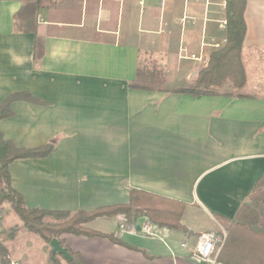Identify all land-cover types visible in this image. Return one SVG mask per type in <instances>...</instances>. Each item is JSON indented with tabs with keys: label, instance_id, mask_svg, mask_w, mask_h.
<instances>
[{
	"label": "crops",
	"instance_id": "obj_1",
	"mask_svg": "<svg viewBox=\"0 0 264 264\" xmlns=\"http://www.w3.org/2000/svg\"><path fill=\"white\" fill-rule=\"evenodd\" d=\"M26 1L0 0V103L29 96L10 103L0 132L18 148L53 149L9 165L25 206L93 211L127 204L130 189L183 202L186 230L159 228L150 238L120 233L121 216L100 217L84 226L122 244L61 239L84 264H205L195 254L199 235L219 232L217 218L233 220L264 175V97H193L129 83L152 62L168 90L188 84L199 56L225 43V0H57L39 9L36 34L14 28ZM244 20L243 57L264 67V0H246ZM178 61L183 69L171 71ZM18 253L9 248L7 257L19 264Z\"/></svg>",
	"mask_w": 264,
	"mask_h": 264
},
{
	"label": "trees",
	"instance_id": "obj_2",
	"mask_svg": "<svg viewBox=\"0 0 264 264\" xmlns=\"http://www.w3.org/2000/svg\"><path fill=\"white\" fill-rule=\"evenodd\" d=\"M57 0L26 1L14 16V28L18 32L36 34V16L41 8H52ZM226 40L223 46L212 52L207 65L199 72L197 79L185 87L171 90L193 97L204 95H223L232 98H253L243 92L245 72L242 63V46L246 33L244 10L246 0H225ZM43 41L39 37L34 42V63L38 64L43 55ZM224 79L232 81L233 90L219 94L214 89ZM166 73L155 63L138 66L136 78L129 83L131 89L149 92H166ZM237 88V89H236ZM29 97L27 93L14 94L0 103V119L10 114V103ZM53 144L34 149L18 148L11 140L5 139L0 132V217L2 207L8 204L23 223L24 228L35 233L45 243L57 238L66 248L72 260L68 264H84L77 252L67 248L61 236L87 235L109 239L122 244L114 234H105L86 228L84 225L100 217L121 216L124 222L137 223L146 219L158 228L186 230L180 223L185 203L164 198L141 190L130 189L127 204H117L97 208L93 211H50L27 208L22 195L14 188L9 173V165L18 159L42 158L50 154ZM226 232L225 241L219 252V260L224 264H264V175L261 176L251 193L244 201L233 220L217 218ZM12 231L8 232L10 236ZM50 264H60L50 250ZM0 264H10L7 248L0 245Z\"/></svg>",
	"mask_w": 264,
	"mask_h": 264
},
{
	"label": "rangeland",
	"instance_id": "obj_3",
	"mask_svg": "<svg viewBox=\"0 0 264 264\" xmlns=\"http://www.w3.org/2000/svg\"><path fill=\"white\" fill-rule=\"evenodd\" d=\"M221 48V47H220ZM207 54H202L201 58L199 56L198 68L196 69L195 75L194 73L189 76V83L192 84L197 79L199 72L207 65L208 59ZM242 63L245 72V84L243 87V92L247 94H251L253 96H261L264 97V67L254 66V63H258L253 60H246L243 57L242 53ZM153 64L152 62L149 64ZM156 65V64H155ZM184 65V64H183ZM148 66V65H145ZM203 66V67H202ZM156 67L160 68L156 65ZM181 66V62H175L171 66V71L175 69H179ZM162 69V68H160ZM163 70V69H162ZM172 76L168 78V83H172ZM187 83L180 82L178 87H185L188 85ZM166 87V86H165ZM167 89V88H166ZM237 89V88H236ZM168 90V89H167ZM173 90V89H172ZM159 92V91H158ZM166 92H171L168 90ZM214 92L219 94L233 92L237 93L238 91L233 90L232 81L230 79H224L223 82L214 89ZM126 224L127 222H122ZM0 224L3 227L5 242L1 243L7 248V254L9 252V248L14 251H19L18 254H21L20 251L23 250V255H20L19 264H50V250L51 247L49 243H45L39 239L37 234L28 232L23 223L19 220L17 215L11 210L8 204H5L2 207V215L0 217ZM119 229V228H118ZM224 228H220L219 232ZM12 231L11 235L8 236V232ZM56 259L60 264H68L67 260L60 254L55 255Z\"/></svg>",
	"mask_w": 264,
	"mask_h": 264
},
{
	"label": "built area",
	"instance_id": "obj_4",
	"mask_svg": "<svg viewBox=\"0 0 264 264\" xmlns=\"http://www.w3.org/2000/svg\"><path fill=\"white\" fill-rule=\"evenodd\" d=\"M138 228H140L138 230ZM120 233L127 234H143L147 237H158L160 230L155 225L149 223L146 219H143L137 223H122L119 227ZM226 232L221 230L220 232H206L200 234L197 240V246L195 248L196 256L205 264H224L219 260V252L225 241ZM5 242V235L3 227L0 224V244ZM181 247H186V243H182ZM10 264H17L14 261H10Z\"/></svg>",
	"mask_w": 264,
	"mask_h": 264
},
{
	"label": "water",
	"instance_id": "obj_5",
	"mask_svg": "<svg viewBox=\"0 0 264 264\" xmlns=\"http://www.w3.org/2000/svg\"><path fill=\"white\" fill-rule=\"evenodd\" d=\"M140 228H138L139 230ZM50 247H51V253L52 255H55L56 253L62 255L65 259L71 261L72 257L68 254L66 248H64L63 246L60 245V242L57 238H53L50 243H49Z\"/></svg>",
	"mask_w": 264,
	"mask_h": 264
}]
</instances>
